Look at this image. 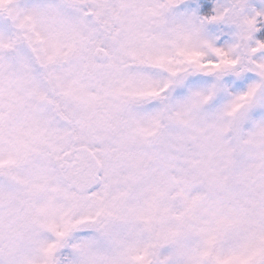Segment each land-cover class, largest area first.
I'll return each mask as SVG.
<instances>
[{
  "label": "snow or ice",
  "instance_id": "obj_1",
  "mask_svg": "<svg viewBox=\"0 0 264 264\" xmlns=\"http://www.w3.org/2000/svg\"><path fill=\"white\" fill-rule=\"evenodd\" d=\"M0 264H264V0H0Z\"/></svg>",
  "mask_w": 264,
  "mask_h": 264
}]
</instances>
